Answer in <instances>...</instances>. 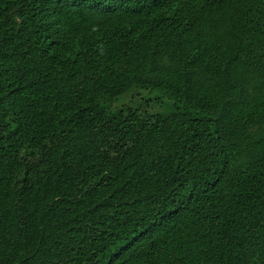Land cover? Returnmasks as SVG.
I'll return each mask as SVG.
<instances>
[{
  "label": "trees",
  "instance_id": "16d2710c",
  "mask_svg": "<svg viewBox=\"0 0 264 264\" xmlns=\"http://www.w3.org/2000/svg\"><path fill=\"white\" fill-rule=\"evenodd\" d=\"M0 264H264V0H0Z\"/></svg>",
  "mask_w": 264,
  "mask_h": 264
},
{
  "label": "rangeland",
  "instance_id": "374dc122",
  "mask_svg": "<svg viewBox=\"0 0 264 264\" xmlns=\"http://www.w3.org/2000/svg\"><path fill=\"white\" fill-rule=\"evenodd\" d=\"M116 105L147 110V112H159L167 110L170 106V101L162 98L160 93L155 90L133 89L121 96Z\"/></svg>",
  "mask_w": 264,
  "mask_h": 264
}]
</instances>
